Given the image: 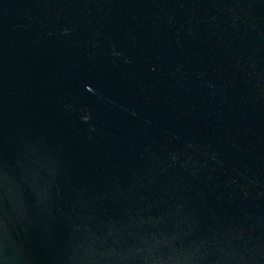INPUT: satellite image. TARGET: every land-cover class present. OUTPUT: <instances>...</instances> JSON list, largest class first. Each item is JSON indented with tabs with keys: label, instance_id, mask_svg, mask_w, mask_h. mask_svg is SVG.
Instances as JSON below:
<instances>
[{
	"label": "water",
	"instance_id": "water-1",
	"mask_svg": "<svg viewBox=\"0 0 264 264\" xmlns=\"http://www.w3.org/2000/svg\"><path fill=\"white\" fill-rule=\"evenodd\" d=\"M0 264H264V0H0Z\"/></svg>",
	"mask_w": 264,
	"mask_h": 264
}]
</instances>
